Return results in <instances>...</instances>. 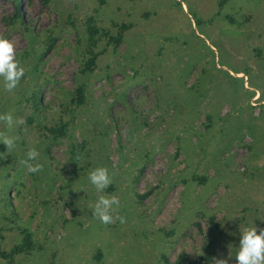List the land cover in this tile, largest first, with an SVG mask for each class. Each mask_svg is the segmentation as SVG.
Returning a JSON list of instances; mask_svg holds the SVG:
<instances>
[{"label":"rangeland","instance_id":"1","mask_svg":"<svg viewBox=\"0 0 264 264\" xmlns=\"http://www.w3.org/2000/svg\"><path fill=\"white\" fill-rule=\"evenodd\" d=\"M0 38L25 69L0 77V264H235L264 227V0H0Z\"/></svg>","mask_w":264,"mask_h":264},{"label":"clouds","instance_id":"2","mask_svg":"<svg viewBox=\"0 0 264 264\" xmlns=\"http://www.w3.org/2000/svg\"><path fill=\"white\" fill-rule=\"evenodd\" d=\"M24 71L25 69L15 59L13 43L8 39L0 38V77L3 78L5 89L9 91L14 89ZM0 120L5 121L9 127L13 125V116L10 113L0 114ZM17 123H23L22 119L17 120ZM17 139L16 136L0 133V143L6 146V150L14 148ZM36 156L37 152L33 148L27 152V159L21 161L30 172H36L41 167L39 163H30ZM88 179L98 193H103V190L111 183L106 167H96L89 172ZM118 204L119 200L116 195L102 194L93 205V214L102 223H111L113 222V206ZM231 258L230 255L216 256L212 258V264H229ZM235 264H264V227L253 223L252 226L244 229L239 239L238 251L235 254Z\"/></svg>","mask_w":264,"mask_h":264},{"label":"trees","instance_id":"3","mask_svg":"<svg viewBox=\"0 0 264 264\" xmlns=\"http://www.w3.org/2000/svg\"><path fill=\"white\" fill-rule=\"evenodd\" d=\"M47 1H48V0H44V2H47ZM15 2H16V4L18 5L19 2H20V0H15ZM17 11H18V9H17ZM93 30H95V29H89L90 33H91V31H93ZM95 32H97V30H95ZM91 34L93 35L94 33H91ZM83 92H84L83 87H80V88L77 90V96H78V97H77V101H78L79 103H82V102H83V96H82ZM28 241H29V239H26L25 242H24V244H25V246H28V247H29L30 244L28 243ZM21 251H23V248H21V247L16 248V252H21ZM165 264H168V262L166 261Z\"/></svg>","mask_w":264,"mask_h":264}]
</instances>
